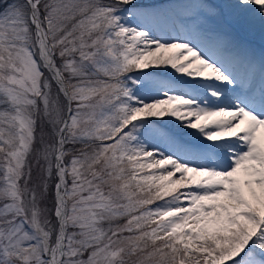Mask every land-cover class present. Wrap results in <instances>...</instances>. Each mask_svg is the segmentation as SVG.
Listing matches in <instances>:
<instances>
[{
    "label": "snow or ice",
    "instance_id": "1",
    "mask_svg": "<svg viewBox=\"0 0 264 264\" xmlns=\"http://www.w3.org/2000/svg\"><path fill=\"white\" fill-rule=\"evenodd\" d=\"M0 264H264V0H0Z\"/></svg>",
    "mask_w": 264,
    "mask_h": 264
},
{
    "label": "rangeland",
    "instance_id": "2",
    "mask_svg": "<svg viewBox=\"0 0 264 264\" xmlns=\"http://www.w3.org/2000/svg\"><path fill=\"white\" fill-rule=\"evenodd\" d=\"M259 47V45H257Z\"/></svg>",
    "mask_w": 264,
    "mask_h": 264
}]
</instances>
